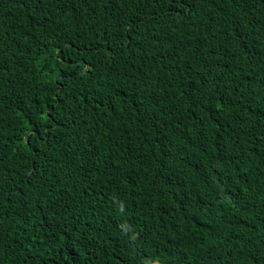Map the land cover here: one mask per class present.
<instances>
[{"label":"trees","instance_id":"16d2710c","mask_svg":"<svg viewBox=\"0 0 264 264\" xmlns=\"http://www.w3.org/2000/svg\"><path fill=\"white\" fill-rule=\"evenodd\" d=\"M0 264H264V0H0Z\"/></svg>","mask_w":264,"mask_h":264}]
</instances>
